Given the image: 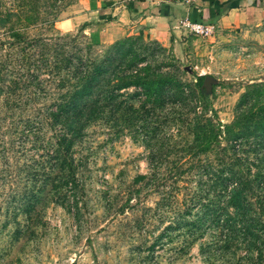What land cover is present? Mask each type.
I'll return each mask as SVG.
<instances>
[{"label": "rangeland", "instance_id": "obj_1", "mask_svg": "<svg viewBox=\"0 0 264 264\" xmlns=\"http://www.w3.org/2000/svg\"><path fill=\"white\" fill-rule=\"evenodd\" d=\"M84 1L0 0V10L13 9L28 38L68 51L90 46L89 58L101 59L110 49L103 45L117 40L109 31L101 37L99 30L59 27ZM99 1L112 8L134 0ZM178 29L179 48L135 39L132 68L176 69L196 93L186 91V104L152 109L143 96H131L137 88L123 89L128 108L90 120L69 155L58 150L56 131L42 116L62 90L42 72L40 86L10 83L33 68L16 62L19 47H0V62L15 58L13 71L0 72V82L7 79L0 83V264H264V183L256 182L264 174V140L229 145L221 134L220 145L202 151L194 133L196 121L206 123L199 114L232 122L246 86L264 81V14L208 32ZM7 39L0 27V40ZM196 76L209 80L197 87ZM221 168L252 182L244 217L231 205L225 191L233 184L223 187Z\"/></svg>", "mask_w": 264, "mask_h": 264}, {"label": "trees", "instance_id": "obj_2", "mask_svg": "<svg viewBox=\"0 0 264 264\" xmlns=\"http://www.w3.org/2000/svg\"><path fill=\"white\" fill-rule=\"evenodd\" d=\"M22 11L20 9V12ZM15 14L13 9H7L4 13L0 10V27L4 26L6 36L9 37L7 40H0V47L3 44L19 47L21 56L16 62L19 63V66L33 69L25 78H21L22 76L19 78L9 77V82L15 85H18L19 82L26 88L31 85L40 86L44 81L40 79L42 72L50 78L46 79L49 84L62 90L55 98L54 108L49 114H42V116L49 128L56 131L55 143L58 150L66 155H69L67 152H69L74 139L81 136L82 129L90 120L99 117L100 113H109L107 115H110L115 110L123 109V107L128 108V105L125 104L126 101L120 99L123 96L121 93L123 89L137 88V91L131 93V96L137 98L143 96V103H150L152 109L163 108L168 104L176 105L182 102L186 104L189 99L185 95L186 91L196 93L191 84L182 82L177 77L176 69L173 71L164 70L159 65L155 66V70L147 69L144 72H139L137 68H132L137 61V54L132 44L135 39H142L141 36L135 38L129 35L117 39L111 44L103 45L110 48L106 56L101 59H91L89 58L90 46L84 50L82 47L74 45L72 50L68 51L58 44L46 41V39L28 38L21 32L18 22L15 23L12 20V16ZM24 20L32 21L28 16ZM40 47L41 52L38 53ZM86 53L87 55H85ZM14 65L15 58H7L0 62V72L8 71V67L13 68L10 70L13 71ZM43 65L44 67H42ZM204 78L205 76H196L195 86H202ZM6 80L4 78V81L2 80L0 83H4ZM122 104L125 105L121 106ZM141 106L146 107L143 104ZM130 107L132 106L130 105ZM214 116L211 118L199 114L196 117V119L199 118L206 122L204 125H200V121H196L194 125L196 130L199 129L194 133L200 137L202 151L209 150L214 145H220L221 134H225V140L229 142V145L250 136H258L264 140V81L246 86V90L240 95L236 104V114L232 122L222 125L215 114ZM232 151L234 160L240 164L239 156L235 158L234 150ZM231 171L232 168L227 174L224 172V168H221V173H225V176L222 177L223 187L226 189L227 185L233 184L225 192L232 200L231 205L238 209L236 213L244 217L248 207L245 201V192L253 189L252 182L246 181L249 182L246 183L242 175ZM69 174L73 176L70 170ZM256 178L258 179L256 182L260 183L257 186L263 185L264 174L257 173Z\"/></svg>", "mask_w": 264, "mask_h": 264}, {"label": "crops", "instance_id": "obj_3", "mask_svg": "<svg viewBox=\"0 0 264 264\" xmlns=\"http://www.w3.org/2000/svg\"><path fill=\"white\" fill-rule=\"evenodd\" d=\"M188 2L134 0L109 8L99 0H85L79 10L62 21L59 27L62 30H72L81 26V31L90 35L99 30L101 37L105 35L100 34L101 31H109L110 41L134 33L145 40L179 48L178 38L182 32L178 29V22L184 17L193 22L227 27L253 22L264 14V9L261 8L264 7V2L260 0H206L203 7Z\"/></svg>", "mask_w": 264, "mask_h": 264}, {"label": "built area", "instance_id": "obj_4", "mask_svg": "<svg viewBox=\"0 0 264 264\" xmlns=\"http://www.w3.org/2000/svg\"><path fill=\"white\" fill-rule=\"evenodd\" d=\"M178 26L194 32H208L214 28L212 23L193 22L188 17L180 19Z\"/></svg>", "mask_w": 264, "mask_h": 264}, {"label": "water", "instance_id": "obj_5", "mask_svg": "<svg viewBox=\"0 0 264 264\" xmlns=\"http://www.w3.org/2000/svg\"><path fill=\"white\" fill-rule=\"evenodd\" d=\"M208 80H209V77L205 76L203 84L205 85L208 82Z\"/></svg>", "mask_w": 264, "mask_h": 264}]
</instances>
